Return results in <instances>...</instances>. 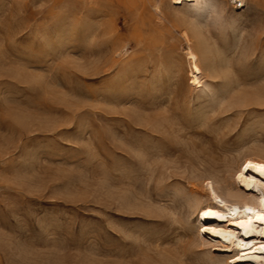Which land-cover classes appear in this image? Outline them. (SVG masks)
Here are the masks:
<instances>
[{
  "label": "rangeland",
  "instance_id": "1",
  "mask_svg": "<svg viewBox=\"0 0 264 264\" xmlns=\"http://www.w3.org/2000/svg\"><path fill=\"white\" fill-rule=\"evenodd\" d=\"M240 2L0 0V264H237L199 230L207 181L241 202L264 162V0Z\"/></svg>",
  "mask_w": 264,
  "mask_h": 264
},
{
  "label": "bare ground",
  "instance_id": "2",
  "mask_svg": "<svg viewBox=\"0 0 264 264\" xmlns=\"http://www.w3.org/2000/svg\"><path fill=\"white\" fill-rule=\"evenodd\" d=\"M186 52L192 64L191 82L198 83V56L191 45ZM235 181L240 188L235 196L241 197V202L226 199L212 182L207 181L210 201L201 210L199 232L235 247L233 259L237 264H264V162L246 158L235 174ZM229 194L234 193L229 189ZM216 200L222 205L216 204ZM183 203L181 197V209Z\"/></svg>",
  "mask_w": 264,
  "mask_h": 264
},
{
  "label": "snow or ice",
  "instance_id": "3",
  "mask_svg": "<svg viewBox=\"0 0 264 264\" xmlns=\"http://www.w3.org/2000/svg\"><path fill=\"white\" fill-rule=\"evenodd\" d=\"M239 4H242V2H240V0H238V5H239Z\"/></svg>",
  "mask_w": 264,
  "mask_h": 264
}]
</instances>
